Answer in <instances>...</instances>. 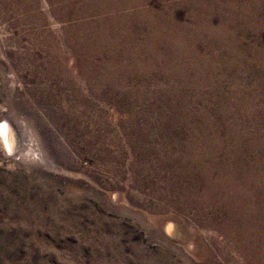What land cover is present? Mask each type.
Returning a JSON list of instances; mask_svg holds the SVG:
<instances>
[{
    "label": "rangeland",
    "instance_id": "rangeland-1",
    "mask_svg": "<svg viewBox=\"0 0 264 264\" xmlns=\"http://www.w3.org/2000/svg\"><path fill=\"white\" fill-rule=\"evenodd\" d=\"M37 1L0 8V116L24 100L57 153L0 143V264H264L256 188L219 174L264 161L260 0Z\"/></svg>",
    "mask_w": 264,
    "mask_h": 264
},
{
    "label": "bare ground",
    "instance_id": "bare-ground-1",
    "mask_svg": "<svg viewBox=\"0 0 264 264\" xmlns=\"http://www.w3.org/2000/svg\"><path fill=\"white\" fill-rule=\"evenodd\" d=\"M0 1H3L0 4L1 10H3L4 12H6L7 14H9V13L10 14H17V13L26 14L27 15V21L29 23H32V21L35 22V19H36L35 17H37V14L36 13L39 12L38 11L39 6L37 5V3H38L37 0H0ZM193 2L192 1L188 2V3H190L189 6H191V4ZM260 3H261V8H264V0H260ZM31 13L36 14V15H30ZM256 17H257V14H254V16L251 15V21L254 18H256ZM156 18H158V17H156ZM177 21H173V22L172 21L171 22L170 21H167V22H154V23H153V21L152 22L149 21V22L152 23V24H154V25H158V26L159 25L162 26L163 24L169 25L171 27L175 26L174 28H172V30L170 32V36H168V39H170V41H171V39L174 40L176 38L175 36L177 34V31H178V29L181 26H187V24H189V23H186V24L181 25ZM19 22L21 23L22 20L20 19ZM230 23H233V22H230ZM258 23H259V26H264V17L261 18L258 21ZM119 24H121V23H119ZM192 25H194V24H192ZM156 33H158V32H156ZM152 36H153L152 38L155 37L154 35H152ZM39 49H40V51L42 50V48H39ZM54 53H56V52H54ZM54 57L55 56H53V52H50V53H48L46 55L45 60H44V62L46 64V66L48 67V69L45 70V72H44V74L42 76L47 81H49V80L52 81V78H53V73H54L53 72L54 71V67H53V61L54 60L53 59H54ZM29 58L38 59V55L29 54ZM19 108H18V111L16 113H18V116H20V117L22 116L21 118L24 119V122L22 121L21 124L16 123L15 116H17V115L14 114V110L12 109V107L11 108H9V107H7V108L2 107V114L0 116V143H1L2 147L4 148L5 152H7L9 155H11L12 157H15V158L17 157V158H20L22 160H31V161H39V162H44V163H49V162L52 163V161H49L48 162L45 154L43 153V149H42L43 143H46L47 144V153L49 155L50 154H53V158H55V155L57 153V146H56V143H54L51 140L52 134H50V132L48 133L47 130L43 129V127L42 128L41 127L39 128V126L36 127L35 125L32 126L31 124H29L30 119L28 118V115H27L28 110H29V105L24 100H23V103H21L19 105ZM254 150H255V148L253 149V151ZM252 154H254V153H252ZM243 164L244 163H241L239 165H243ZM244 166L246 168H245L244 171H242V174H240V175H236L233 172L231 173V171L228 170V168H226L224 170H221L219 174H222L223 172H228L230 174V176H231L230 178L233 179V181L231 180L232 183H235L236 180H240L242 183L248 182V183L253 184L255 186L256 191H257L256 199H257L258 202L261 201L262 202V205H263V207H261V208H256V218L259 220V222L264 223V193H263V191H264V161L261 158H258L257 157L256 159L252 160L249 164H244ZM211 184H213V183L211 182ZM238 185H240V183H238ZM205 190H207V189H205ZM194 192H196V191H194ZM250 199H252V198H250ZM196 207H198V206H196ZM214 208L215 209H219L218 207H214ZM219 210H220L219 214L221 215V217L223 218V220H225L228 223L233 220V217H232L233 214L231 215V213H230V211L232 210L231 208H229L228 206H226V207H224L222 209H219ZM234 216H236V215L234 214ZM166 229H167V232H169L170 234H174L175 232H177V227H175L172 224L169 225V226H167ZM263 229H264V227H263ZM233 241H234V239H233Z\"/></svg>",
    "mask_w": 264,
    "mask_h": 264
}]
</instances>
